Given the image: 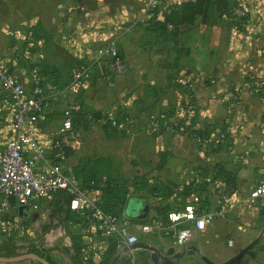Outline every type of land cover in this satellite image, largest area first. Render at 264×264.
Instances as JSON below:
<instances>
[{"label":"crops","instance_id":"obj_1","mask_svg":"<svg viewBox=\"0 0 264 264\" xmlns=\"http://www.w3.org/2000/svg\"><path fill=\"white\" fill-rule=\"evenodd\" d=\"M235 2L245 7L249 15L241 32L224 20L212 27L203 26L198 21L191 30L161 38L142 27L131 32L119 30V27L114 29L110 22L128 23L135 16H132L133 10L122 5L116 12L112 0H0V59L28 86L30 71L36 67L43 73L48 88L60 87L73 64H92L96 49L111 41L129 62V65L126 62V72L112 79L113 88L95 75L90 89L74 95L71 102L82 104L102 116L126 114L134 123L126 132L129 134L136 129L134 119L140 118V132L155 140L158 154L154 168L156 175L142 177L147 184L141 186L138 198L128 199L123 211L125 218L135 225L133 233L137 241H144L165 256L170 250L173 251L170 257L185 251L177 259L159 260L157 264H207L203 258L214 264H223L236 256L233 264H264V199L256 206L246 204L255 187L251 188L248 182L255 180L257 184L264 169V97L246 92L236 96V91L245 82L264 79V0ZM102 5L112 16H106L107 26L98 23L99 15L95 13V9ZM133 48L137 51L134 54L131 52ZM161 55L166 56L163 61H159ZM153 71L158 72V77L154 78ZM178 76L184 78L185 86L175 82ZM188 101L195 105V111L190 117L178 120L177 124L185 120V125L190 123L192 128L182 133L164 128L158 135L143 132L149 112L156 111L157 115L171 118L174 111L183 108ZM65 107L63 101L52 103L33 129L34 139L47 150L61 127ZM9 120V112L4 110L0 115V139L4 142L13 138ZM225 130L229 131L228 146H221L216 142L217 135ZM191 131L206 136L200 142ZM69 148L71 154L64 165L72 174L80 159L86 157V149ZM217 167L236 176L233 206L227 218L216 220L203 232H193L186 246L176 247L166 219L167 214L174 211L164 213L162 198L151 192L150 178L155 176L154 180L166 186L165 194L170 191L169 198H173L188 183L203 182L205 178L201 173H210ZM129 191L137 195L133 188L129 187ZM85 192L100 195L98 190ZM55 200L49 197L42 200L37 209L24 210V221L37 220L41 205L46 201L55 203ZM187 203H190L189 199ZM67 207L64 205V210L59 208L61 223L52 224L54 230H65L64 241H60L62 233H48L49 228L44 223L37 230L39 241L33 244L40 249L46 245L63 264H79L76 249L81 245L83 260L100 264L104 257L90 254L91 248L82 236L81 227L66 218ZM13 213L8 212L2 219L10 220ZM142 226L152 227V232L144 234L140 229ZM222 232L233 237L227 241V246L233 247L230 252L211 249L209 237L212 233L218 235ZM256 239L259 240L252 248L254 250L240 255ZM23 240L19 246L30 245L23 244ZM57 242H61L58 250ZM191 247L195 250L188 254ZM109 264L154 263L149 252H131L124 246L117 250Z\"/></svg>","mask_w":264,"mask_h":264},{"label":"built area","instance_id":"obj_2","mask_svg":"<svg viewBox=\"0 0 264 264\" xmlns=\"http://www.w3.org/2000/svg\"><path fill=\"white\" fill-rule=\"evenodd\" d=\"M191 1L194 0H145L142 12L131 19L124 30L131 32L143 27L152 17L161 19L169 10ZM247 17L246 8L236 3L226 15V20L235 27ZM126 70V62L112 41L96 49L92 64L74 65L70 69V81L64 87L48 88L44 76L36 67L30 71L28 86L0 59V115L8 110L9 128L13 133L8 142L0 139V240L6 237L23 240L28 235L27 228L23 213L17 214V211L21 208L35 210L42 200L63 193L70 197L69 210L82 220V236L89 242L90 254L103 256L109 239L116 242L118 249L137 241L133 233L135 225L130 220L106 214L99 206L100 195L88 194L80 189L77 180L65 168L63 153L64 147L79 146L81 139L72 122L80 106L71 102V98L81 91H88L95 75L113 88L112 79L123 75ZM175 82L186 84L182 76H178ZM241 92L264 97V79L245 82L236 91V96ZM55 101H63L66 107L61 127L47 150L34 139L33 129L43 112ZM194 111L195 105L188 101L183 108L174 111L172 119L166 115H151L143 132L146 135L161 134L164 128L172 129L178 120L190 117ZM107 120L111 127L123 132H129L134 124L129 116L123 119L109 116ZM228 135V130L219 132L216 142L228 146ZM196 140L202 142L203 139ZM203 180L196 184H204V190L195 193L183 210L167 214L176 247L186 246L193 232H203L216 220L226 219L233 206L234 190L212 177ZM261 199H264V169L246 204L256 206ZM10 211L16 212L10 220H3L2 216ZM140 229L144 234L152 232L149 226Z\"/></svg>","mask_w":264,"mask_h":264},{"label":"trees","instance_id":"obj_3","mask_svg":"<svg viewBox=\"0 0 264 264\" xmlns=\"http://www.w3.org/2000/svg\"><path fill=\"white\" fill-rule=\"evenodd\" d=\"M234 4H236L235 0H194L169 10L161 17V19L152 17L142 28L153 32L156 37L166 38V36L169 35L177 36L180 33L191 30L197 25L198 21L203 26L212 27L216 25L219 20H224L228 25L233 27V25L226 20V15ZM248 18L249 15L242 21V23H238L235 27H233L234 30L241 32ZM120 57L122 56L120 55ZM72 67H70L67 71V77L65 78V82L60 84L61 87H64L69 83L70 69ZM79 106V112L76 113L72 119L73 126L77 131L87 132L92 124L100 123L103 124L102 128L104 129V132L119 131L108 124V116H102L99 112L87 108L82 104H79ZM124 117H127V115L119 113L116 116L117 119H123ZM185 123V120L181 121L179 124L172 127V131L182 133L181 131L185 132L187 129L189 130L192 128L190 123L189 125H185ZM190 133L191 135H194V138L204 139L206 136L205 134L198 133L196 131H191ZM63 153L64 158L66 159L71 154V149L69 147H64ZM72 175L77 180L82 191L98 190L100 192L101 197L99 206L106 214L114 215L119 218H125L123 208L129 199V185H127L126 181L120 182L115 177H111L109 162L101 159L93 160L88 157L82 158L80 159L77 167L73 169ZM208 175H211L213 179L221 180L229 189L234 190L236 186V176L234 173L227 171L222 167H217L210 173H201V176L204 178L208 177ZM196 183L199 182H191L190 185L185 186L182 189V192L179 195L183 198V201L181 202V206L178 208V211L183 210L187 206L188 199L190 200L195 193L204 190V184L197 185ZM160 185H162V183H158V186ZM198 187L199 189H197ZM141 189V187L134 185L133 192L137 194L141 191ZM151 192L160 195L159 197L162 199L169 198L171 194L169 191V193L162 195L165 192L164 188L161 190L157 187L151 188ZM53 199H56L54 204L58 205L60 210H64V205L68 206L70 201V197L64 195L63 193L54 196ZM65 213L66 218L70 223L81 226L82 220L73 214L68 207L65 209ZM25 224L27 225V222H25ZM20 243L21 242L16 239L6 237L0 240V251L7 254L5 257H10V255L13 254V249L19 246ZM28 246L31 248L30 253H34L44 258L50 264H54L49 258V254L47 252L37 248L33 243ZM82 248L83 247L80 245L76 249L78 263L93 264L89 261L83 260L84 256L82 257ZM108 248L103 255L104 259L100 264H109L118 250L116 242L112 239L108 240Z\"/></svg>","mask_w":264,"mask_h":264},{"label":"rangeland","instance_id":"obj_4","mask_svg":"<svg viewBox=\"0 0 264 264\" xmlns=\"http://www.w3.org/2000/svg\"><path fill=\"white\" fill-rule=\"evenodd\" d=\"M112 1L115 3L114 8L116 9V12L122 8L120 7V5H122L123 7H125V9L127 7L128 9L133 10L132 16H136L138 15V13H141L146 4L145 0H112ZM95 13L99 15L98 23L107 26L108 22L106 16H110V17L112 16L110 14H107L108 12L106 11V7L105 6L103 7V5L101 7H97V9H95ZM126 23L127 22L120 23L117 21V23L110 22V25L113 24L114 29L119 27V30L120 28L122 30L125 29L124 26H126ZM131 52H133L134 54L137 51L135 48H133ZM165 57H166L165 55H161L159 61H163ZM125 62H127L129 65L128 61ZM146 72L149 74V71ZM156 73L158 72L153 71L154 78L158 77ZM151 115H157L156 111L149 112V116ZM134 121H135L136 129L134 130L133 134L132 133L129 134L121 131L104 132V129L102 128L103 125L102 123L92 124L86 133L84 134L80 133V138H81L80 144L79 146H77L79 148L86 149L85 150L86 157H89V159H94V160L101 159L103 161L109 162L111 177L113 178L115 177L120 182L126 181L127 185H129L130 188H134V185L141 187L142 185L147 184V182H145V180L142 178L144 177V175H147V177H149L150 175H156L154 168L156 165L155 163H157V156H158L155 140L152 137H147L143 135L139 130L142 120L138 118V119H134ZM154 177L155 176H153L152 179L150 178V181L148 183L151 186V188L157 187L161 190L163 188L165 189L166 186L163 185L158 186V183L160 182L154 180ZM248 184H250V187L252 188L255 186L256 181L252 180L248 182ZM164 194L165 192L162 195ZM138 197L139 194L137 195L129 194V199H136ZM160 200L162 201L161 203L163 205L164 213H167L171 210L172 211L178 210L179 205L181 206V202L183 201V198L180 195H178L173 198H166ZM59 211L60 210L58 205L54 203H49V201L44 202L41 205L37 220H35L34 222L27 223L26 225L27 234L28 233L29 234L28 237H26V239H24L22 243L32 244L39 241L37 230L44 223H47L46 227L49 228V231H47L48 233L50 231L60 232L62 233L63 236L62 240L60 241L61 242L64 241V239L66 238L65 230L63 229L61 231L59 230V228L54 230L52 226L54 222H57L58 224L61 223L59 222L61 221V214L59 213ZM209 240H211V249H213L216 252H230L233 250V247L227 246V241L233 240V237L227 236L225 232L219 233L218 235L212 233V235L209 237ZM61 242L55 243L57 250L59 249V247H61L60 245ZM42 247L43 248L41 249L49 254V258L54 264H63L62 262H60L58 255L53 253L54 251L53 252L50 251L49 247H47L46 245L45 247L44 246ZM253 250L254 249H252V251ZM20 252L23 251L20 250ZM2 258H6V257H2ZM20 264H38V263L26 259V260H22ZM188 264H194V263H188Z\"/></svg>","mask_w":264,"mask_h":264},{"label":"water","instance_id":"obj_5","mask_svg":"<svg viewBox=\"0 0 264 264\" xmlns=\"http://www.w3.org/2000/svg\"><path fill=\"white\" fill-rule=\"evenodd\" d=\"M24 211V209H19V214H22ZM259 239L254 240L250 245H248L245 249H243V251L241 252L240 255L246 254L248 251H250L258 242ZM128 249L131 252H137V251H146L149 252L151 254V260L153 261L154 264H157L159 260L165 261V262H169L173 259H177L181 256H183L185 254V251L180 252L179 254L175 255L174 257H170L171 254L173 253L172 250H170L167 255H162L160 253V251L145 243L144 241H136L134 244L130 245L128 247ZM194 247H191V249L188 251V254H192L194 252ZM237 256L236 257H232L231 259H229L227 262L223 263V264H233L236 260H237ZM32 260L35 261L38 264H50L48 261H46L44 258H41L35 254H26L20 257H16V258H0V262L2 263H14V262H19L22 260ZM203 261L207 264H214L212 262H210L209 260H207L206 258H203Z\"/></svg>","mask_w":264,"mask_h":264},{"label":"flooded vegetation","instance_id":"obj_6","mask_svg":"<svg viewBox=\"0 0 264 264\" xmlns=\"http://www.w3.org/2000/svg\"><path fill=\"white\" fill-rule=\"evenodd\" d=\"M20 250H22L23 252H20ZM30 250L31 248L28 245L17 246L15 249H13V254H11L10 257H6V258H15V257L23 256L25 254H30ZM5 256H7V254L3 251L2 252L0 251V258L5 257ZM0 264H2V262H0Z\"/></svg>","mask_w":264,"mask_h":264}]
</instances>
